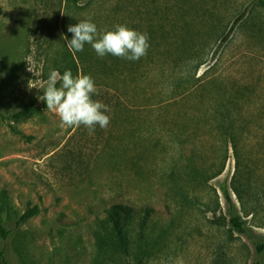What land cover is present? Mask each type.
Segmentation results:
<instances>
[{"label":"rangeland","instance_id":"rangeland-1","mask_svg":"<svg viewBox=\"0 0 264 264\" xmlns=\"http://www.w3.org/2000/svg\"><path fill=\"white\" fill-rule=\"evenodd\" d=\"M0 9V225L8 233H0V264H264V251L256 252L264 243V139L241 142L236 168L230 145L203 123L215 92L198 94L204 103L156 105L181 78L185 87L189 78L217 76L249 86V126L264 127V5L0 0ZM110 16L146 32L157 49L143 68L149 82L124 89L118 80L114 92L95 80L93 98L111 108L108 127L89 134L62 126L42 100L53 70L75 76L62 37L89 18L100 30ZM29 104L33 112L12 123ZM233 186L243 188L245 209ZM223 189L250 238L230 228ZM116 204L137 211L125 228L127 255L106 218ZM30 209L36 214L16 228Z\"/></svg>","mask_w":264,"mask_h":264},{"label":"trees","instance_id":"trees-1","mask_svg":"<svg viewBox=\"0 0 264 264\" xmlns=\"http://www.w3.org/2000/svg\"><path fill=\"white\" fill-rule=\"evenodd\" d=\"M255 1H257L259 5H264V0ZM239 21V18L235 20L234 24L230 28L229 32L224 36V38H227L231 34L233 28ZM118 24H120V22L117 20V18L110 16L100 30L112 29ZM155 51L157 53V49L149 47L147 54L143 56L145 58L141 57L139 60L129 61L124 58L112 55H106L105 57L101 58L96 54L91 45L85 44L83 51H69V57L71 59V65L75 75L80 72H83L84 74H90L94 80L102 81L105 83V85H108L109 89L116 92L120 90L119 86L117 85L118 83L116 82L118 80L122 81L121 84L124 89L126 86L131 88L134 86L132 89H137L140 83L149 82L150 72L143 71V68L145 66V62L154 56ZM165 53H167V50H164L162 54ZM198 68L199 66L196 65L193 68L194 72H196ZM57 71L60 75H62L64 69L58 68ZM160 72L163 73V70ZM222 81L224 80L217 76H210L206 78L202 76L198 78L192 77V79L189 78V80L184 82L187 84V86L182 87L183 84L181 78V80L177 81L176 85L173 86V94L171 97L162 100L156 105H181L183 103L186 104L195 98H198L200 102V100L204 97L197 96L198 94L206 95V93H210L212 91L215 92L213 97L209 99L207 98L206 100V102L212 106V109H209L206 112V118L203 123L211 126L213 131L219 133V135L225 140L226 144L230 145L233 156L236 159L237 168L239 167L238 160L242 150L240 145L241 142L246 138H251V136L257 137V139L261 138V140L264 139V127L257 126L256 128H252V126H249V122L252 121V117L248 111L249 106H243L244 103H248L251 96L249 86H241L234 83L225 84ZM127 82H129L130 85H126ZM180 88L182 89L180 90ZM201 101L203 102V99ZM32 112L33 104H29L22 110L12 114L9 119L12 123H19ZM197 113L198 112H192L190 114L191 118L194 116L196 117ZM219 173L220 171L218 174ZM233 191L242 209H245L244 202L241 198V192L243 191V188H235V186H233ZM222 194L227 204V216L230 228L234 229L237 233L250 238L251 232L247 228L246 222L242 220L235 206L231 202L227 190L223 189ZM136 213L137 211L134 208L121 204L112 205L106 211L107 221L118 241V249L125 255L128 254L125 228L127 227L129 220ZM35 214V209L26 210L22 215L19 216L15 227H19L25 220L29 219ZM0 233L2 234L3 238H6L8 234L2 229L1 225ZM263 251L264 243L256 245V252L258 254H261Z\"/></svg>","mask_w":264,"mask_h":264},{"label":"clouds","instance_id":"clouds-1","mask_svg":"<svg viewBox=\"0 0 264 264\" xmlns=\"http://www.w3.org/2000/svg\"><path fill=\"white\" fill-rule=\"evenodd\" d=\"M67 31L72 33V38L62 39L69 49L80 52L85 44H89L101 58L112 55L136 61L145 56L150 47L146 32L134 30L125 24L98 30L89 18L69 25ZM98 94L99 89L90 74L80 72L74 76L70 69H65L60 75L53 70L46 82L42 100L46 102L48 110L56 113L62 126H83L89 134H94L97 125L106 129L111 119L110 106L93 98Z\"/></svg>","mask_w":264,"mask_h":264}]
</instances>
